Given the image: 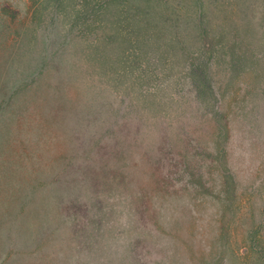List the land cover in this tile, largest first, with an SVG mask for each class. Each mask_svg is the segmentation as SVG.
Instances as JSON below:
<instances>
[{
	"label": "rangeland",
	"instance_id": "1",
	"mask_svg": "<svg viewBox=\"0 0 264 264\" xmlns=\"http://www.w3.org/2000/svg\"><path fill=\"white\" fill-rule=\"evenodd\" d=\"M221 1L173 4L175 20L167 32L188 38L184 63L212 53L209 76L218 99L208 107L225 116L227 134L218 135L206 116H190L192 87L183 67L170 69V88L159 97L173 99L175 116L189 135L182 146L174 131L160 147L168 160L163 156L161 165L143 166L155 178L146 190L160 192L150 203L154 209L142 212L130 200L138 182L131 196L114 198L110 192L111 198L95 207L92 192L102 169L93 155L72 153L69 128L50 118L49 93L84 89L82 82L93 76V58L82 59L96 34L89 8L85 11L81 0H0V264H264V71H252V58L248 70L232 80L227 56L233 43L246 42L241 48L262 52L255 60L264 68L263 24L258 10L253 18L247 15L262 36L253 30L260 38L254 49L251 29L238 31L244 23L237 0ZM197 5L210 48L198 40L196 24L182 20V11L193 15ZM58 50L64 52L53 55ZM34 131L47 143L37 161L30 155L33 144L40 146ZM132 169L140 179L139 167ZM73 183L91 202L81 213L64 200L62 212H71L67 219L58 213L59 198L70 199ZM250 236L259 245L252 248Z\"/></svg>",
	"mask_w": 264,
	"mask_h": 264
},
{
	"label": "trees",
	"instance_id": "2",
	"mask_svg": "<svg viewBox=\"0 0 264 264\" xmlns=\"http://www.w3.org/2000/svg\"><path fill=\"white\" fill-rule=\"evenodd\" d=\"M175 1L81 0L80 5L84 10H90L91 26L96 24V34L89 45L90 51L84 50L82 57L84 60L93 58V76L88 80L90 83L82 82L87 84L84 89L49 93L46 98L50 100V118L59 120L61 125L69 128L68 133L71 132L69 150L84 157L93 155L96 165L102 169L97 186L92 192L95 207L106 203L102 201L111 198L110 192L114 193V198L131 196V188L136 187L133 183L138 182V187L142 185L130 200H134L142 212L154 209L150 203L155 199L157 201V193L160 191L158 188L146 190L145 184L154 185L155 178L154 175L145 173L143 166L161 165L165 161L163 156L168 160V151H163L160 147L165 140L172 138L174 131L175 137L182 143L189 135L185 132L184 121H178L175 116L173 99L159 97L161 91L170 88L167 84L172 80V76L168 71L175 65L179 67L180 72L183 67V78L193 90L195 109L190 116L196 119L206 116L214 122L213 127L218 135L227 134L225 116L208 107L211 106V101L216 103L218 99L216 85L209 76L212 53H208V57L205 53H198L190 60L191 63H184L185 41H188V38L167 32V26L174 19L172 5L184 7L186 3L194 0H177L178 3ZM180 2H183V5ZM217 2L221 4L222 1ZM238 4V10L244 17L241 19L244 24L238 31L245 33L247 28H250L249 34L253 32L255 27L247 15L253 18L254 11L258 10L261 12L260 21L264 35V0H237L235 5ZM185 10H180L183 13L182 20L187 22V25L195 23L194 27L197 26L200 30V33H197L198 40L203 48H210L212 40L199 24L203 18V9L197 5L193 15L190 10ZM254 31L259 34L256 29ZM259 36L262 38L260 34ZM249 39H252L249 42L254 43V49H257L260 38L252 33ZM69 41L64 44H69ZM239 43L240 47L233 43L229 47V53L227 52L228 71L232 80L238 76V72L248 70L247 65L252 58V71L254 68L260 72L264 71V68L260 67L261 64H258L261 60H255V57H262V52L250 47L241 48L246 42ZM63 52L64 50H58L53 55ZM258 71L255 74L256 79L261 78ZM173 82L176 80L173 79ZM31 135L40 145L35 147L33 144L30 154L35 156L37 161L38 153L47 150L46 137L40 131H34ZM30 143L31 140L28 145ZM185 145L187 144H182ZM171 161L172 157L169 159V162ZM134 167H139L140 179L131 173V170L135 171L132 169ZM90 179V186L96 185V177L91 176ZM69 189L73 190L70 199H65L63 195L59 198V215L65 216L61 209L64 200L69 202L70 208L77 206L81 213L85 212L91 201L80 194L81 191L76 185L70 186ZM80 198L85 201H79ZM48 208V205H45L44 210L49 212ZM68 214L70 216H65L67 219L71 217V212ZM83 228L82 225L81 229ZM80 235L78 233L77 237L79 245L83 247L86 241ZM252 239L253 236H250L251 246L254 248L259 243L256 244Z\"/></svg>",
	"mask_w": 264,
	"mask_h": 264
}]
</instances>
